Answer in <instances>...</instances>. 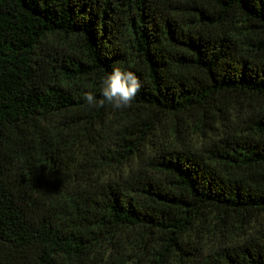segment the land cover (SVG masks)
<instances>
[{"label":"trees","instance_id":"trees-1","mask_svg":"<svg viewBox=\"0 0 264 264\" xmlns=\"http://www.w3.org/2000/svg\"><path fill=\"white\" fill-rule=\"evenodd\" d=\"M0 264H264V0H0Z\"/></svg>","mask_w":264,"mask_h":264},{"label":"clouds","instance_id":"clouds-1","mask_svg":"<svg viewBox=\"0 0 264 264\" xmlns=\"http://www.w3.org/2000/svg\"><path fill=\"white\" fill-rule=\"evenodd\" d=\"M141 83L136 74L121 67H114L102 82L101 98L86 93L84 99L88 106L101 108L109 104L113 109H126L134 102Z\"/></svg>","mask_w":264,"mask_h":264}]
</instances>
